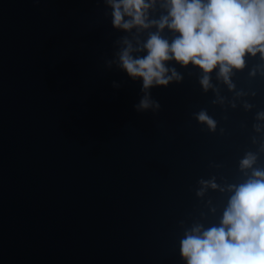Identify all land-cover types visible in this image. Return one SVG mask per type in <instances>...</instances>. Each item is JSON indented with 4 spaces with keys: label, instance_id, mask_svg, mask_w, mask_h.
I'll use <instances>...</instances> for the list:
<instances>
[{
    "label": "water",
    "instance_id": "obj_1",
    "mask_svg": "<svg viewBox=\"0 0 264 264\" xmlns=\"http://www.w3.org/2000/svg\"><path fill=\"white\" fill-rule=\"evenodd\" d=\"M124 35L103 0H0V264H184V231L218 225L229 196L198 198V181L244 179L239 161L264 138L259 56L235 91L213 77L224 105L173 63L183 81L153 88L160 111L138 113L142 80L105 67ZM202 109L215 133L194 119Z\"/></svg>",
    "mask_w": 264,
    "mask_h": 264
},
{
    "label": "clouds",
    "instance_id": "obj_2",
    "mask_svg": "<svg viewBox=\"0 0 264 264\" xmlns=\"http://www.w3.org/2000/svg\"><path fill=\"white\" fill-rule=\"evenodd\" d=\"M110 9L112 28L125 33L115 42L114 58L105 61L108 71L126 72L133 81L142 80L138 113L159 112L161 105L151 95L153 88H167L184 79L173 63L182 69L198 70L204 93L214 95L213 105H224L217 83L235 91L233 76L245 69L248 58L259 56L264 62V0H103ZM159 10L158 17L156 16ZM171 34L170 38L165 35ZM146 34V37H145ZM264 76V64L259 66ZM257 74L254 69L250 76ZM213 77L217 83H213ZM120 82L112 87L119 89ZM243 91L236 97L245 96ZM255 95V93H253ZM236 103H230L235 109ZM245 111L253 107L245 101ZM227 117H225L226 119ZM194 119L215 133L217 121L207 110L194 113ZM256 133H264V111L255 117ZM221 134L224 130L220 129ZM256 144V137L252 138ZM264 138L256 152L248 151L239 161L244 179L221 187L216 177L200 179L196 196L207 190L227 191V204L218 225L207 228L193 223L180 240L184 264H264ZM219 167V165H216ZM208 205L211 206V200ZM215 213L216 209L210 207Z\"/></svg>",
    "mask_w": 264,
    "mask_h": 264
}]
</instances>
